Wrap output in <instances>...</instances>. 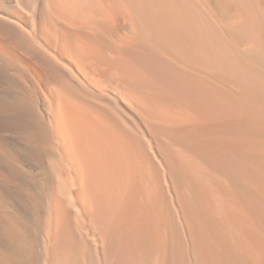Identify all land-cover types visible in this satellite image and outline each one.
I'll return each instance as SVG.
<instances>
[{
  "label": "bare ground",
  "instance_id": "bare-ground-1",
  "mask_svg": "<svg viewBox=\"0 0 264 264\" xmlns=\"http://www.w3.org/2000/svg\"><path fill=\"white\" fill-rule=\"evenodd\" d=\"M0 264H264V0H0Z\"/></svg>",
  "mask_w": 264,
  "mask_h": 264
}]
</instances>
